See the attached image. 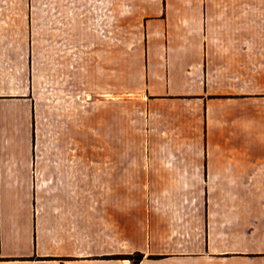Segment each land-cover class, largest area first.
<instances>
[{"label":"crops","instance_id":"obj_1","mask_svg":"<svg viewBox=\"0 0 264 264\" xmlns=\"http://www.w3.org/2000/svg\"><path fill=\"white\" fill-rule=\"evenodd\" d=\"M29 1L0 264H264V0Z\"/></svg>","mask_w":264,"mask_h":264},{"label":"rangeland","instance_id":"obj_2","mask_svg":"<svg viewBox=\"0 0 264 264\" xmlns=\"http://www.w3.org/2000/svg\"><path fill=\"white\" fill-rule=\"evenodd\" d=\"M29 4H30L29 0H0V27H3L5 32L7 31L20 32L21 28L23 30L27 29V31L30 30L31 25H29L30 23H28L29 20L27 16L28 11L30 9L28 7ZM38 5H40L41 12L37 24L43 27L46 25L45 23L46 15L43 14L44 6L42 7L43 3H40ZM117 36L120 37L119 35ZM134 260L135 259H133V263L135 264L136 260L135 261Z\"/></svg>","mask_w":264,"mask_h":264},{"label":"trees","instance_id":"obj_3","mask_svg":"<svg viewBox=\"0 0 264 264\" xmlns=\"http://www.w3.org/2000/svg\"><path fill=\"white\" fill-rule=\"evenodd\" d=\"M127 259H131V260H133V259H135L134 261H135V264H137L140 260H142L143 259V257L141 256V255H136L135 257H128Z\"/></svg>","mask_w":264,"mask_h":264}]
</instances>
